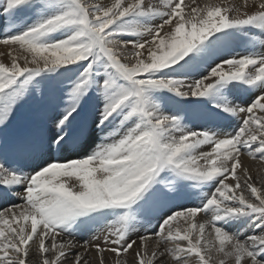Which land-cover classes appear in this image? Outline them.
Here are the masks:
<instances>
[{
  "label": "snow or ice",
  "instance_id": "obj_1",
  "mask_svg": "<svg viewBox=\"0 0 264 264\" xmlns=\"http://www.w3.org/2000/svg\"><path fill=\"white\" fill-rule=\"evenodd\" d=\"M0 13V129L42 86L55 113L0 143V201H21L0 207V264H264V176L243 161L264 164V0H0ZM148 214L155 230L133 238Z\"/></svg>",
  "mask_w": 264,
  "mask_h": 264
},
{
  "label": "rangeland",
  "instance_id": "obj_2",
  "mask_svg": "<svg viewBox=\"0 0 264 264\" xmlns=\"http://www.w3.org/2000/svg\"><path fill=\"white\" fill-rule=\"evenodd\" d=\"M199 2H203V0H199ZM5 29V21L3 19L2 13H0V30ZM242 49V50H241ZM256 51L264 52V47L257 46L255 48ZM238 52H244L245 48L242 46H238L236 48ZM43 93V86L40 90H33L29 97H26L23 102H21L16 110L14 111L12 117L10 118L7 126L0 129V143L7 146L10 150L17 144L22 143L28 140L36 130L37 126L41 122L43 118L45 123H50V121L54 118L55 113L51 110L44 111V101L41 100V96ZM245 99H247V94H245ZM229 131L235 127V123L229 121L228 123ZM105 134H100L97 132L96 135V143L100 142V136ZM99 141V142H98ZM95 147V144L92 147L88 148L90 152L92 148ZM30 171L31 169H26ZM255 179H257V175H253ZM258 181V180H257ZM196 190H191V192H195ZM13 201V202H12ZM21 201L15 200V198H11L8 201H0V205L3 204L4 207L10 205L11 203H20ZM177 202L179 204H183L186 206H194L199 203V200L195 195L192 194H184L177 197ZM165 208L163 211H167ZM159 221L158 215L148 214L146 216H141L139 218V222L135 225V229H142L143 232L145 230L154 231L155 227ZM93 233L91 231L86 233H81V236H90ZM84 240V239H83ZM130 264V263H129Z\"/></svg>",
  "mask_w": 264,
  "mask_h": 264
},
{
  "label": "bare ground",
  "instance_id": "obj_3",
  "mask_svg": "<svg viewBox=\"0 0 264 264\" xmlns=\"http://www.w3.org/2000/svg\"><path fill=\"white\" fill-rule=\"evenodd\" d=\"M102 2L107 4V3H110L111 0H102ZM241 50H242V49H241ZM3 51H4L3 47L0 46V53H2ZM0 60H3L4 62L7 63V58L4 57V56H0ZM228 123H229V121L222 122V124H223L224 126H226L227 128H229ZM227 130H229V129H227ZM98 142H99V141H98ZM243 161H244V164L250 168V170L252 171V174H253V175H254V174L257 175V179H256V180H258L257 182H259L260 178H261L262 176H264V164H261L258 160H257V161H252V160H250V159H249L248 157H246V156L243 158ZM15 200H17V199H15ZM12 202H13V201H12ZM11 204H12V203H11ZM8 206H9V204H8ZM0 207H4V205L1 204ZM5 207H6V206H5ZM153 215H154V214H153ZM142 230H143V228H142V229H138V228H136L135 231H134V234H133V238H136L137 235H140V234L144 233ZM145 231H146V230H145ZM92 235H93V233H91L89 237H88V235H87V236H84V237L80 236L81 243L83 242V239H91V238H92ZM107 255H108V254H106V256H107ZM129 263L131 264V257H129Z\"/></svg>",
  "mask_w": 264,
  "mask_h": 264
}]
</instances>
